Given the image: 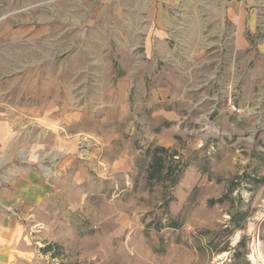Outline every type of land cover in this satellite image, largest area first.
I'll use <instances>...</instances> for the list:
<instances>
[{"label":"rangeland","instance_id":"obj_1","mask_svg":"<svg viewBox=\"0 0 264 264\" xmlns=\"http://www.w3.org/2000/svg\"><path fill=\"white\" fill-rule=\"evenodd\" d=\"M0 264H264V0H0Z\"/></svg>","mask_w":264,"mask_h":264}]
</instances>
